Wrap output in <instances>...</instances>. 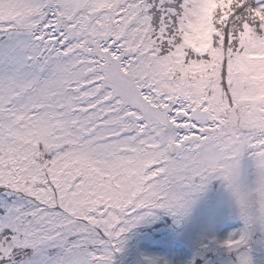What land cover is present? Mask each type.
Masks as SVG:
<instances>
[{
	"label": "snow or ice",
	"instance_id": "snow-or-ice-1",
	"mask_svg": "<svg viewBox=\"0 0 264 264\" xmlns=\"http://www.w3.org/2000/svg\"><path fill=\"white\" fill-rule=\"evenodd\" d=\"M0 264H264V0H0Z\"/></svg>",
	"mask_w": 264,
	"mask_h": 264
}]
</instances>
